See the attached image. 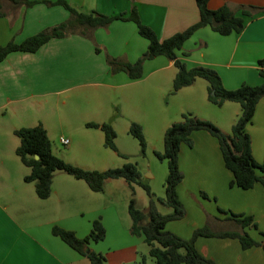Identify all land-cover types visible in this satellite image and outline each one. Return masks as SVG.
<instances>
[{"label":"crops","instance_id":"crops-1","mask_svg":"<svg viewBox=\"0 0 264 264\" xmlns=\"http://www.w3.org/2000/svg\"><path fill=\"white\" fill-rule=\"evenodd\" d=\"M64 1L79 12L94 11L107 16L127 15L133 6L140 22L150 28L159 41L185 30L198 20L193 0ZM223 5L231 9L240 6L254 7L263 12L246 20L244 28L238 34L219 36L209 28L197 30L183 44L182 52L187 53V56L179 59L186 68L200 66L212 69L226 90H234L241 84L257 86L262 83L257 74V61L264 57V0H209L207 8L215 10ZM55 8L43 3L23 7L14 5L8 0H0V47L9 41L19 43L45 28L64 21L67 12ZM90 36V39L78 35L52 39L34 53L12 52L0 62V118L7 117L14 120L0 135V145L6 146L7 143L12 142V139L7 137V130L12 136L13 130L26 127L21 121L29 117V108L42 102L49 105L51 97L66 94L60 104L70 109L79 108L81 111H75L71 118L74 117L84 126L86 123H110L116 113L124 117L127 114L122 111L123 105L124 110L133 109L135 103L147 106L153 91L161 92L167 85H171L176 69L173 62L164 57L145 61L142 65V78L136 81L128 80L124 73L109 72L103 56L132 63L146 49V41L137 35L131 22L114 20L105 28L93 30ZM93 43L98 45L99 48L96 47L98 53L94 52ZM199 80L201 79L194 80L190 86L174 94L179 98L180 103L171 111H167L169 116L166 115L165 110L156 120L152 119V115L150 116L152 125L158 122L156 129L164 131L167 122L174 121L173 117L190 113L200 119L209 120L223 132L226 129L230 130L238 116L239 106L225 102L219 107L220 111H214L208 107L212 105H208L206 100V83H200ZM205 112L209 114H204ZM246 132L250 140L252 158L257 163H264V97L256 103ZM190 136L191 152L195 149L201 156L206 155L207 158L194 161L197 170L191 174L193 181L188 187L184 185V171L178 166L182 174V180L176 188L180 203L185 207L180 194L195 204L193 201L197 198L196 191H202L207 197L218 200L216 193H220L219 197L223 195L226 199L220 207L226 211L231 209L233 204L227 192L237 195L239 192L235 187L228 186L231 176L224 169L221 159L218 166L208 159L211 153L212 156L219 153L215 140L205 132H194ZM15 147L16 142L12 145L13 154ZM117 152L125 155L118 149ZM7 162L10 163V167H6L8 173L6 181L13 184L10 187L12 193L8 194V197L12 198L13 203L10 206L2 202L4 198L0 191V264H89L85 258L52 236L50 229L57 226L73 232L77 238H83L88 234L91 222L94 220L102 225L104 237L97 243L89 244L88 249L102 255L104 264H140V258H143L142 264H154L147 255V248L142 238L131 235L130 225L119 218L112 205L111 196L106 199L105 204H102L101 199L98 201L100 197L92 195V192L86 195L87 199L91 200L92 197L95 200L92 203L94 205L97 203L98 205L94 206L97 208L92 212L93 216L87 224L79 222L72 226L68 222L69 219L63 216L73 208L69 205L75 206L74 208H77V205L71 204L70 195L60 193L57 188L54 189V177H52L50 195L44 200H39L33 190L25 191L23 187H18L21 182L19 171L15 170L16 164L14 160L9 161L6 158ZM213 175H216L217 182L213 180ZM191 184L197 187L196 191L192 189ZM203 184L205 186H202ZM206 185L216 186L212 194ZM108 188L117 192L122 185L112 183ZM246 191L264 197L263 187L254 186ZM259 202V209L264 210V204ZM263 210L259 215H262ZM246 211L238 214L253 218L252 212ZM249 236L252 238L251 235ZM212 240H218V243L209 241L204 245L203 242L196 240L195 246L197 248L201 245L203 249L201 254L205 256L208 254L207 257L214 264L253 262V264L257 262L264 264V254L259 247L241 250L234 239ZM245 260L249 262L246 263Z\"/></svg>","mask_w":264,"mask_h":264},{"label":"trees","instance_id":"trees-1","mask_svg":"<svg viewBox=\"0 0 264 264\" xmlns=\"http://www.w3.org/2000/svg\"><path fill=\"white\" fill-rule=\"evenodd\" d=\"M14 5L30 7L40 1L8 0ZM198 13V20L185 30L175 33L159 41L154 32L143 25L132 6L127 15L119 14L107 16L94 11L78 12L71 8L64 0L55 2L41 1L46 6L59 5L68 17L51 27L25 38L19 43L7 42L0 47V62L12 52L34 53L41 46L52 39H61L70 35H78L90 39L91 32L97 28H105L114 20L131 22L137 35L147 43L145 51L132 63L120 59L104 56L105 63L112 74L124 73L128 80L136 81L142 78V65L145 61L155 57H164L173 62L176 73L171 81L170 94L190 86L194 80L201 79L206 83V100L220 107L225 102H232L239 106V114L227 134L206 120L194 117L190 113H183L177 122L167 127L162 135V152L154 153L159 161L166 164V177L163 183L164 197L160 202L171 209L168 215L159 214L147 185L138 181L135 165L126 163L119 168L105 171H89L77 168L63 162L50 151V142L44 129L40 125L22 127L13 131L18 144L14 155L20 164L28 169L23 177L24 183H32L33 192L39 200L48 198L54 172L60 171L75 180L84 182L86 187L94 193L101 192L106 180H123L132 194V184L140 186L149 197L145 213L135 208L133 199L127 203V214L130 219L129 233L141 237L147 247V255L154 264H214L209 258L203 257L195 247L197 238L204 239H234L241 250L259 247L264 254V234L258 233V240L251 238L245 229H256L253 219L243 214H229L223 220H230L239 231L214 232L203 226L192 231L188 239H182L165 230L168 222L180 219L183 216V207L180 204L176 188L182 180L178 167V152L181 145L191 146L190 134L205 132L212 137L217 145L224 169L230 174L229 187L246 191L254 186L264 188V163H257L251 156L250 140L246 127L250 124L258 100L264 97V57L257 61V74L262 83L257 86L241 84L234 90L223 88L215 71L206 67L186 68L179 57H186L182 52L183 44L199 29L209 28L219 36L238 34L242 31L245 21L254 15L263 12L254 7H236L231 9L223 5L215 10L207 8L209 0H193ZM94 52L98 53L95 48ZM211 93H213L211 95ZM87 128H98L103 134V146L113 151L117 156L126 158L117 152L114 146L115 133L109 123H86ZM127 133L137 141L140 154L145 149V141L141 128L136 123H130ZM37 156L35 160L33 157ZM221 214L225 212L219 210ZM52 236L58 238L64 245L79 256L85 258L89 264H104V257L88 249L91 243H97L104 237V229L99 221L91 222L89 232L83 238H77L71 231L57 226L50 229ZM143 263L141 258L140 264Z\"/></svg>","mask_w":264,"mask_h":264},{"label":"rangeland","instance_id":"rangeland-1","mask_svg":"<svg viewBox=\"0 0 264 264\" xmlns=\"http://www.w3.org/2000/svg\"><path fill=\"white\" fill-rule=\"evenodd\" d=\"M33 1H40L38 3L41 4V1L45 0ZM69 6L76 10L74 6ZM53 7H56L55 9H61L60 11H64L66 13V11L59 5H53ZM66 16L68 17L67 13ZM93 44L95 46L94 48H99L96 43ZM198 82L204 83L203 80H199ZM165 88L166 89H162L161 92L153 91L149 98V105L147 106H142L141 103H135L133 104V109L124 110V105H121L123 108L122 111L128 116L125 115L124 117H121L116 113L112 121H110L109 124L115 133V138L113 141L114 146L119 151L123 152L126 158L117 156L113 151L103 146V134L98 128H87L85 127V125H80V123H78V120L74 117L71 118L72 114L75 111L79 112L81 110L79 108L70 109L68 107H63L60 104L61 100L66 94L51 97L49 105L42 102L37 106L35 105V107L29 108V117L22 120L21 124L26 127H34L36 125H40L44 129L46 136L50 142L51 153L54 156L60 158L63 162L77 168L101 172L107 169L119 168L126 163L135 165L138 173V181L148 186L151 194L150 197L153 201L156 211L161 215H168L171 213V209L160 202V199H163L164 197L163 183L166 177V164L164 161H159L154 156V153L162 152V135L164 131H162V129H156V127L158 126V122L153 124L155 126L154 127L151 124L152 122L150 117L152 115V119L156 120V118L162 116L164 110L166 111V115H168L167 111H171L174 106L179 105V98H176V95L174 94H170L171 85H167V87ZM208 105L212 104L209 103ZM213 106L214 105L208 107H211V109H213L214 111H220L219 107ZM204 114L209 113L205 112ZM173 118V122H167L166 128L169 127L172 123L179 120L178 115ZM201 120L209 121L207 119ZM13 122L14 120H11L7 117H4L3 119L0 118V135L4 131L5 127ZM15 123L19 124L17 123V121H15ZM130 123H136L141 128V132L145 141V149L143 154H140L139 152L137 141L127 133ZM213 125L215 126V124ZM13 131L12 136H10V132L7 130V137L12 139V142L7 143L6 146L0 145V191L1 195L4 198L2 202H5L10 206H12L13 201L12 198L8 197V194L12 193L10 187L13 186V184H10L9 181H6V179L8 178L6 167H10V163H6V158H8L9 161H11V159L14 160V163L16 164L15 170L19 171L18 176L21 185L18 184V187H23L25 191L26 189L33 190L32 183L24 184L22 180L23 177L28 174V169L22 166L18 158L13 154L12 145L14 144V142H16V146L18 144L17 138L13 135ZM229 131L226 129L225 132H221L227 134L229 133ZM60 137L65 138L69 141V144L66 147H63L58 142V139ZM189 138L191 141V136H189ZM190 147L181 145L178 152V166H180L184 171V185L186 187H188L191 181H193L191 179V174H194L197 170L194 161L207 158L206 155L201 156L200 153L195 149L191 152ZM208 152L210 154V151ZM210 155L211 156H208L207 154L208 159L212 160L218 166L220 162L219 153L218 155L215 154L214 156H212V153ZM2 162H4V165L2 164ZM53 177L55 179L53 186L54 189L57 188L59 189L60 193H67L68 195H70L72 201L71 204L77 205V208H74L75 206L69 205V207L73 208H71L70 212H66L67 214L64 215L63 218L69 219L68 222L72 226L79 222H84L85 224H87V222L93 216L92 212L97 208L94 206L98 205L97 203V205H94L92 203L95 202L92 197L91 200L85 197L86 195H90L91 191L88 190L84 182L75 180L63 172H54ZM213 177V180L217 182L216 175H213ZM112 183H121L122 188L117 190V192L113 191L112 189L108 188V185ZM191 186H193V190H197V187L195 185L191 184ZM202 186L205 185L203 184ZM206 186L208 187L210 194H212L211 192L216 188V186L212 185ZM237 190L239 192L238 195L227 192V195L231 197L230 202L233 204L231 209H227V211L226 209H222L220 207L223 206L226 200L223 195L219 197L220 193H216L217 197L219 198L218 200L217 198L212 199V197L210 196L207 197L202 191H196L197 198L195 201H193L196 205L193 204L189 199L186 200L183 194H180V197L183 199V202L185 204L184 207L182 203H180L183 207V216L178 220L168 222L165 225V230L175 234L182 239H188L191 236V232L193 230H195L196 228H201L203 226L208 227L214 232L239 231L238 227L235 226L234 223H232L230 220H223V218L230 213L237 215L238 212L248 210L253 214L252 219L256 229L247 228L245 229V232L248 235H251L253 239L259 238V236L257 235L258 233L264 234V210L259 209L258 204H260L259 201L264 204V197L259 196L255 192L243 191L240 189ZM92 195H97L96 197H100L98 201H100L101 199L102 204H105L106 199L111 196L112 205L117 211L119 218L125 220L128 225H130V219L126 211L128 200L132 198L135 208L145 213L149 199L144 190L137 184H132L131 194V190L128 188L127 184L123 182V180H106L103 184L101 192H92ZM219 210H222L226 214H221ZM261 210H263L262 215H259ZM196 240L203 242L204 245L209 241H214L212 243H218V240L212 239L197 238ZM200 246L201 245H198L196 249L201 254L203 253V249ZM202 256L208 258V254L207 256ZM139 261H141V258L139 259ZM245 261L246 263L249 262L248 260ZM256 264H258V262Z\"/></svg>","mask_w":264,"mask_h":264},{"label":"built area","instance_id":"built-area-1","mask_svg":"<svg viewBox=\"0 0 264 264\" xmlns=\"http://www.w3.org/2000/svg\"><path fill=\"white\" fill-rule=\"evenodd\" d=\"M58 142H59L63 147H66L67 144H68V140H66V139H64V138H62V137H60V138L58 139Z\"/></svg>","mask_w":264,"mask_h":264},{"label":"water","instance_id":"water-1","mask_svg":"<svg viewBox=\"0 0 264 264\" xmlns=\"http://www.w3.org/2000/svg\"><path fill=\"white\" fill-rule=\"evenodd\" d=\"M212 94H213V93H211V95H212ZM33 158L36 160V159H37V156H34Z\"/></svg>","mask_w":264,"mask_h":264}]
</instances>
